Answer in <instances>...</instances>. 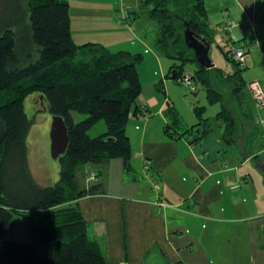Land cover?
Masks as SVG:
<instances>
[{
  "label": "trees",
  "instance_id": "1",
  "mask_svg": "<svg viewBox=\"0 0 264 264\" xmlns=\"http://www.w3.org/2000/svg\"><path fill=\"white\" fill-rule=\"evenodd\" d=\"M205 1L142 0L140 5L149 6L147 15L157 24L154 49L179 60L166 76L178 80L186 62L197 63L198 68L190 74L192 84L205 88L209 102L223 101L216 117L223 119L224 137L229 141L236 130L230 105L242 95L245 66L226 54L235 69L226 74L227 91L223 94L213 82L224 80L213 78L210 72L215 69V75H224V71L199 64L187 46L186 26L212 41ZM132 19L128 13L123 17ZM77 53L82 57L77 58ZM140 60L138 52H112L98 42L75 43L69 0H0V264L107 263L103 249L88 234L78 203L94 188L82 187L78 172L88 162L104 163L115 157L122 158L130 169L128 118L130 114H150L138 102L142 84L136 66ZM31 92L39 93L50 113L60 115L67 127V147L58 156L59 178L47 186L34 180L28 163L26 137L32 120L23 100ZM225 98L230 105L224 103ZM204 111L205 106L195 105L197 121L186 127L177 108L167 100L170 121L164 125V133L171 139L185 136L198 142L211 130ZM72 112L85 117L75 121ZM100 120L105 131L90 136L88 130ZM16 214L28 217L30 242L8 237Z\"/></svg>",
  "mask_w": 264,
  "mask_h": 264
},
{
  "label": "crops",
  "instance_id": "2",
  "mask_svg": "<svg viewBox=\"0 0 264 264\" xmlns=\"http://www.w3.org/2000/svg\"><path fill=\"white\" fill-rule=\"evenodd\" d=\"M260 2L264 4V0L205 1L209 28L225 33L229 50L235 44L248 52V71L264 64L255 40ZM71 24L70 16L72 35ZM123 29L130 35L121 40V47L133 48L132 34L145 47L136 29L128 25ZM256 47L258 57L251 52ZM230 57L235 60L233 54ZM252 80L264 86V72L254 73L244 87L258 113L254 117L244 106L243 95L236 97L231 104L236 130L229 141L223 122L221 131L211 128L198 142L185 136L169 138L164 133L170 121L169 99L146 92L138 102L150 114H130L125 128L132 150L130 169L120 157L84 164L80 183L94 191L78 203L106 264H264V124L256 120L264 112L247 86ZM183 118L186 127L195 122ZM25 224L27 234H19L17 240L29 242ZM12 234L8 237L15 239Z\"/></svg>",
  "mask_w": 264,
  "mask_h": 264
},
{
  "label": "rangeland",
  "instance_id": "3",
  "mask_svg": "<svg viewBox=\"0 0 264 264\" xmlns=\"http://www.w3.org/2000/svg\"><path fill=\"white\" fill-rule=\"evenodd\" d=\"M109 4L110 6H106ZM149 6L140 5L139 0H69V11L72 17V38L77 44L85 42H98L99 44L110 49L112 52L125 49L122 39L129 37L128 33L123 27L126 25L136 29V33L141 38L145 47L131 35V52H138L139 48L143 58L137 64L138 76L143 85V92L140 94L141 99L146 92L157 94L159 97L166 100L167 98L175 104L179 109L184 121H197L193 113V107L195 105L205 106L203 116L208 118L211 128L214 132L221 131L219 124L224 126V121L221 118L216 117V113L223 107V101L209 102L206 96L205 88L199 83H193V88L187 86L183 81V76L187 73H193L198 65L195 61H188L184 65L183 76L178 80H174L172 77L166 76L169 68L174 64H179V60L171 59L164 55H158L152 44L156 37L157 24L149 19L147 15ZM126 13L133 16V22L123 20ZM123 20V21H122ZM84 24L85 28L79 24ZM131 23V25H129ZM94 32L95 34H91ZM209 32L212 38V43L209 49V57L214 63L213 67H218L224 71V75H215V69L212 70L211 76L213 78H222L224 82L214 81L215 88L223 94L227 91L225 85L226 74L235 69V63L231 59H227V56L222 53L221 49L225 52L229 50L230 45L225 42V33L217 32L209 28ZM217 38L218 41H217ZM255 40L260 44V48L264 53V4L260 2L257 11V25ZM78 41V42H77ZM254 41V39H253ZM122 42V43H121ZM126 43V41H125ZM249 44V41H247ZM253 49L252 56L258 57V47ZM190 52V51H189ZM188 52V53H189ZM227 53V52H226ZM228 55H232L230 52ZM159 58V63L156 62L154 56ZM82 57L81 53H77V58ZM250 66V64L248 65ZM264 72V64L261 62V67L254 69V71H248L245 69L242 71L243 77L246 81L252 78V75L257 71ZM158 82V83H157ZM157 83V84H156ZM40 94L37 92H31L24 97V109L29 119L32 120L31 127L26 137V148L28 163L34 180L42 185H52L59 178L60 163L58 158H53L50 151V127L53 115L46 108V103L42 97L40 101ZM244 106L252 109L254 117L257 113L253 109V104L249 98V94L246 88L242 90ZM139 96V97H140ZM138 99L140 100V98ZM227 98V96H226ZM224 100V103L230 105V100ZM230 108L232 106L230 105ZM252 113V112H251ZM72 116L75 121L82 120L85 115L72 112ZM252 123V121H250ZM105 131V125L103 120L98 121L89 130L88 134L92 137L102 134ZM85 174V166H81L78 177L80 180L82 175ZM29 219L27 216L14 215L8 234L13 233L17 240L19 234H27L24 231L25 222ZM24 223V224H23ZM27 225V227H28ZM28 234L30 232L28 231ZM14 239V240H15ZM31 241V237L29 242Z\"/></svg>",
  "mask_w": 264,
  "mask_h": 264
},
{
  "label": "water",
  "instance_id": "4",
  "mask_svg": "<svg viewBox=\"0 0 264 264\" xmlns=\"http://www.w3.org/2000/svg\"><path fill=\"white\" fill-rule=\"evenodd\" d=\"M184 40L187 46L193 50L194 56L199 64L206 68L214 66V63L209 57L210 40L194 32L188 26L184 29ZM221 51L225 55L227 54L226 52H231V50L225 52L223 49ZM49 136L51 155L53 158H58L59 155L65 152L68 143L67 127L60 115H53Z\"/></svg>",
  "mask_w": 264,
  "mask_h": 264
},
{
  "label": "built area",
  "instance_id": "5",
  "mask_svg": "<svg viewBox=\"0 0 264 264\" xmlns=\"http://www.w3.org/2000/svg\"><path fill=\"white\" fill-rule=\"evenodd\" d=\"M234 58L240 62L241 66H245L246 58L248 56V52H246L241 47L231 46L230 48ZM184 83L187 86H190L193 88V84L190 78V74L187 73L183 76ZM251 96L253 100L255 101V104L257 105L258 109L262 112H264V86L261 84L258 80H252L247 84ZM257 122L264 124V116L262 114H259L256 118ZM159 204H162V202H159Z\"/></svg>",
  "mask_w": 264,
  "mask_h": 264
},
{
  "label": "flooded vegetation",
  "instance_id": "6",
  "mask_svg": "<svg viewBox=\"0 0 264 264\" xmlns=\"http://www.w3.org/2000/svg\"><path fill=\"white\" fill-rule=\"evenodd\" d=\"M40 101H42V97L40 96Z\"/></svg>",
  "mask_w": 264,
  "mask_h": 264
}]
</instances>
